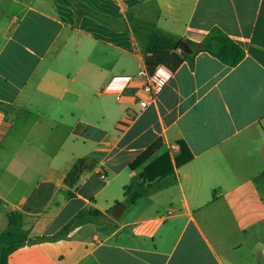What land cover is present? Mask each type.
<instances>
[{
  "label": "crops",
  "instance_id": "crops-1",
  "mask_svg": "<svg viewBox=\"0 0 264 264\" xmlns=\"http://www.w3.org/2000/svg\"><path fill=\"white\" fill-rule=\"evenodd\" d=\"M78 1L194 43L219 29L245 57L161 67L164 90L141 111L140 79L121 101L102 90L146 67L144 33L78 18L60 0H0V234L9 215L34 241L79 223L8 263L264 264V0ZM158 161L170 177L126 203L124 188Z\"/></svg>",
  "mask_w": 264,
  "mask_h": 264
},
{
  "label": "trees",
  "instance_id": "trees-1",
  "mask_svg": "<svg viewBox=\"0 0 264 264\" xmlns=\"http://www.w3.org/2000/svg\"><path fill=\"white\" fill-rule=\"evenodd\" d=\"M69 6L78 18L88 17L103 26L117 31H128L129 27L134 33L145 34L146 42L143 47L145 56V66L150 73H154L159 67H164L170 71L177 70L185 61L193 62L194 58L206 52L218 59L222 64L235 67L245 57L244 50L231 38L219 29H213L203 41L194 43L185 39H178L171 35L164 34L152 27L141 24L135 20H119L103 15L78 0H60ZM186 42L192 49L191 54H185L180 50V44ZM161 141L150 146L138 159L130 166L131 170H137L149 161L154 154L161 150ZM188 158L183 155L176 160V165L181 166ZM87 160L79 159L74 167V171L87 169ZM162 162V161H159ZM155 177L149 176V170L140 175V182L124 188L126 203L134 204L137 200L145 197L148 193L146 182H154ZM264 180V173L262 174ZM77 219L68 224L61 233L53 238H41L37 241L31 240L22 228V217L19 215L8 216V228L0 234V264H9L10 255L17 249L44 240H58L78 225Z\"/></svg>",
  "mask_w": 264,
  "mask_h": 264
},
{
  "label": "built area",
  "instance_id": "built-area-1",
  "mask_svg": "<svg viewBox=\"0 0 264 264\" xmlns=\"http://www.w3.org/2000/svg\"><path fill=\"white\" fill-rule=\"evenodd\" d=\"M160 68H157L154 73H150L147 67H143L139 70L136 77L115 79L104 87L102 93L113 96L118 101H121L124 98L125 90L131 87L133 82L138 78L142 81V86L139 89H133L131 94L132 96H142L139 100V107L141 111L146 110L157 101L159 95L164 90L166 80L159 74ZM162 80L164 81L163 84H161ZM101 178L106 179V176L101 175Z\"/></svg>",
  "mask_w": 264,
  "mask_h": 264
},
{
  "label": "rangeland",
  "instance_id": "rangeland-1",
  "mask_svg": "<svg viewBox=\"0 0 264 264\" xmlns=\"http://www.w3.org/2000/svg\"><path fill=\"white\" fill-rule=\"evenodd\" d=\"M27 1V0H24ZM30 2V0H28ZM26 2L27 4H29ZM139 33V32H138ZM149 172L152 173V175H155L157 178L163 177L164 179H168L170 177V174L165 171V163L163 162H153L149 167H148ZM139 178V177H138ZM136 178V180L138 179ZM259 186L262 190V193L264 195V187L262 185V182L260 181ZM160 195V194H159ZM123 205V204H121ZM262 248V246H261Z\"/></svg>",
  "mask_w": 264,
  "mask_h": 264
},
{
  "label": "water",
  "instance_id": "water-1",
  "mask_svg": "<svg viewBox=\"0 0 264 264\" xmlns=\"http://www.w3.org/2000/svg\"><path fill=\"white\" fill-rule=\"evenodd\" d=\"M180 50L185 53V54H191L192 53V49L188 46V44L186 42H182L180 44ZM125 208V205H121L117 208H115L113 211H112V215L114 217H119L122 213V211L124 210Z\"/></svg>",
  "mask_w": 264,
  "mask_h": 264
},
{
  "label": "clouds",
  "instance_id": "clouds-1",
  "mask_svg": "<svg viewBox=\"0 0 264 264\" xmlns=\"http://www.w3.org/2000/svg\"><path fill=\"white\" fill-rule=\"evenodd\" d=\"M160 74H161V75H165L163 72H161ZM165 78H167V76H166ZM163 82H164V81L162 80V81H161V84H163Z\"/></svg>",
  "mask_w": 264,
  "mask_h": 264
}]
</instances>
